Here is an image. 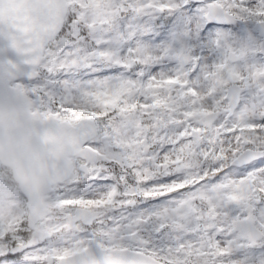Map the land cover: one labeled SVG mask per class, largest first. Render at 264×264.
Masks as SVG:
<instances>
[{"label":"snow or ice","instance_id":"snow-or-ice-1","mask_svg":"<svg viewBox=\"0 0 264 264\" xmlns=\"http://www.w3.org/2000/svg\"><path fill=\"white\" fill-rule=\"evenodd\" d=\"M21 95L80 166L52 234L0 221V264H264V0H0Z\"/></svg>","mask_w":264,"mask_h":264},{"label":"water","instance_id":"water-1","mask_svg":"<svg viewBox=\"0 0 264 264\" xmlns=\"http://www.w3.org/2000/svg\"><path fill=\"white\" fill-rule=\"evenodd\" d=\"M3 13L5 17L15 16L17 6L5 3ZM39 15L47 20L46 4ZM17 23L23 27L25 21ZM59 128L58 123L53 125L34 116L22 95L0 104V161L11 167L14 179L27 197L30 227L48 213L43 204L44 194L62 174L71 172L70 156H80L79 150L72 146L70 134Z\"/></svg>","mask_w":264,"mask_h":264},{"label":"rangeland","instance_id":"rangeland-1","mask_svg":"<svg viewBox=\"0 0 264 264\" xmlns=\"http://www.w3.org/2000/svg\"><path fill=\"white\" fill-rule=\"evenodd\" d=\"M75 170L80 160H74ZM73 172V173H74ZM55 187V186H54ZM53 187V188H54ZM46 204L52 210L48 218L42 222L37 223V227L43 230L59 229L64 223L63 205L65 202L51 199L50 194L47 198ZM27 210H25V199L19 192L18 188L11 183L9 173L0 165V221L4 223L24 220L26 222Z\"/></svg>","mask_w":264,"mask_h":264}]
</instances>
